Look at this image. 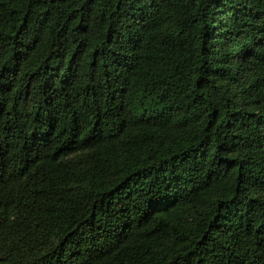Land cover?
Masks as SVG:
<instances>
[{
    "label": "trees",
    "instance_id": "trees-1",
    "mask_svg": "<svg viewBox=\"0 0 264 264\" xmlns=\"http://www.w3.org/2000/svg\"><path fill=\"white\" fill-rule=\"evenodd\" d=\"M0 264H264V0H0Z\"/></svg>",
    "mask_w": 264,
    "mask_h": 264
}]
</instances>
